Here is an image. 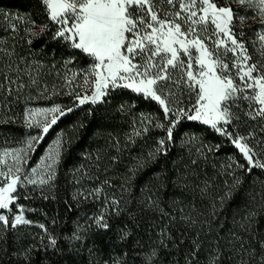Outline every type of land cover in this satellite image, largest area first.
<instances>
[{"label": "trees", "instance_id": "1", "mask_svg": "<svg viewBox=\"0 0 264 264\" xmlns=\"http://www.w3.org/2000/svg\"><path fill=\"white\" fill-rule=\"evenodd\" d=\"M232 7L246 15L236 31L243 30L249 55L254 62H264L256 35L261 18H252L254 10L244 13L240 5ZM16 17L30 18L36 27L47 24L48 29L41 33L34 27L33 36L24 30L30 25L19 23L13 30ZM56 31L41 0H0V151L25 142L29 128L24 118L34 106L73 109L24 164L22 176L29 175L52 140L62 139L54 179L43 186L18 187L16 204L25 208L32 223L7 231L0 227V264H25L22 253L30 247L28 264H209L213 257H218L217 264H261L264 169L237 168L234 161L247 165L227 137L186 119L173 129L166 154L150 156L166 138L164 129L155 126H167L162 107L122 88L109 92L99 104L77 107L64 83L65 63L74 59L88 65L89 58L55 39ZM172 91L170 99L180 102L174 107L191 106L186 91ZM246 110V102L234 109L239 127L229 130L253 133L249 144L255 159L264 161V124L248 119ZM145 118L154 123L147 132L133 135ZM97 188L99 193L89 195ZM101 213L108 230L93 221ZM162 231L167 233L163 243ZM121 232L128 235L122 239ZM76 233L83 240L71 239ZM50 236L58 242L55 248L48 246Z\"/></svg>", "mask_w": 264, "mask_h": 264}, {"label": "snow or ice", "instance_id": "2", "mask_svg": "<svg viewBox=\"0 0 264 264\" xmlns=\"http://www.w3.org/2000/svg\"><path fill=\"white\" fill-rule=\"evenodd\" d=\"M41 3L49 21L57 26L54 38L66 41L72 49L89 58L90 68L84 76V84H91V95L87 91L77 93V106L103 102L110 89H130L157 102L167 121V126L163 122L155 124L164 129L166 138L158 141L157 149L150 156L166 154L173 129L186 119L207 125L227 137L247 165L245 168V164L234 161L237 168L249 172L254 168L264 169V161L255 159L254 148L249 144L253 133L244 136L239 131L229 130L239 127L240 116L234 109L240 110L244 102L247 109L244 115L264 124V62H254L249 55L243 30L236 31L237 22L242 23L246 15L232 7L235 3L244 13L254 10L252 18H261V31L256 35L264 61V0H223V4L217 0H41ZM19 23L30 25L24 30L37 35L33 31L34 20L16 17L13 30ZM39 27L41 33L48 29L47 24ZM252 43L255 46L256 42ZM173 87L187 92L192 99L189 108L173 106L180 103L170 99L174 95ZM6 90L11 94V88ZM72 110H64L59 105L28 110L25 124L38 129V134L27 140L25 148L0 156L3 165L0 167V227L4 231L32 223L25 218L24 208L13 211L18 207V187L25 184L43 186L54 179L61 159L62 139L58 138L49 149L41 161V168H31V176L21 175L25 154L34 151L58 120ZM153 123L151 119H142L143 127L134 130L133 135L147 132L148 125ZM214 147L219 148L218 145ZM9 155L13 160L11 165L5 159ZM100 191L97 188L89 195ZM111 203L118 205L119 201ZM93 221L98 228L109 229L103 213L93 217ZM39 227L47 233L43 224ZM127 235L121 232L122 239ZM161 237L163 243L167 233L162 231ZM71 239L83 240V236L76 233ZM57 243L56 238L49 237V247L55 248ZM31 251L30 247L22 253L25 264H28ZM155 255L154 250L152 256ZM217 259L213 257L209 264H217ZM186 264L192 262L186 260Z\"/></svg>", "mask_w": 264, "mask_h": 264}, {"label": "rangeland", "instance_id": "3", "mask_svg": "<svg viewBox=\"0 0 264 264\" xmlns=\"http://www.w3.org/2000/svg\"><path fill=\"white\" fill-rule=\"evenodd\" d=\"M233 5H238V4H235L233 3ZM245 20H243L242 24H244ZM241 23V22H239ZM36 29L40 30V27H36ZM76 60V59H75ZM71 63H68L66 62L65 63V70L67 71V74H64V77L65 80H64V83L66 85H68L71 89V92L70 95H72L73 97H76L77 93H80V94H83L85 93L86 91L88 92L89 95H91V92L89 91V89L91 88V84H84V76L85 74L87 73V70L90 68V64H84V65H81L80 63L74 61V59H71ZM73 74H76L75 76ZM91 79V77L89 78ZM69 81H71V83H69ZM118 89V88H117ZM117 89H110L109 92H112V91H117ZM130 90V89H128ZM131 91V90H130ZM134 93V92H133ZM109 94V93H108ZM75 101H76V98H75ZM101 103V102H100ZM77 104V102H76ZM99 104V103H97ZM59 106H61L62 109L64 110H67V108L65 106H62L60 104H57ZM84 105H92V104H84ZM84 105H80V106H77V107H84ZM96 105V104H95ZM56 106L55 105H51V106H37V107H33L32 109L30 110H36V109H46V108H51V107H54ZM68 113V112H67ZM27 114V113H26ZM24 121H25V118H24ZM197 122V121H196ZM200 123V122H198ZM29 128V127H28ZM28 134V133H27ZM38 134V129L36 128H29V134L27 136V139L25 140L24 143H22L21 146H19V148L17 149H21V148H25L26 147V142L29 138L33 137V136H36ZM58 138H55L54 140H52V142L48 145V147L46 148L47 150L45 151L44 155L42 156V158L40 159V161L38 163H36V165L32 166L31 168H41V161L45 158V156L47 155V153L49 152V149L55 145L56 141H57ZM37 146L35 147V150H36ZM17 149H4L2 151H4L3 153L5 152H9V153H12L14 152L15 150ZM0 151V152H2ZM2 153V155H3ZM1 155V156H2ZM32 153H27L25 154V159H24V162H23V169H24V164L27 166L30 161L32 160ZM7 160V163L9 165L13 164V160H12V156L9 155L5 158ZM2 167L3 165L0 164ZM6 170V169H5ZM31 170V169H30ZM31 171H29V175L28 176H31ZM18 201V200H17ZM17 203V202H16ZM19 207H22L24 208L23 206H18V207H14L13 211H17L18 212V208ZM25 209V208H24ZM7 214V213H6ZM24 215H25V218H26V214L24 212ZM11 214H9V219L11 220ZM21 226V225H20ZM20 226H17V227H20Z\"/></svg>", "mask_w": 264, "mask_h": 264}]
</instances>
